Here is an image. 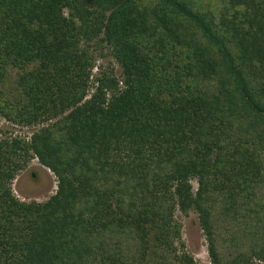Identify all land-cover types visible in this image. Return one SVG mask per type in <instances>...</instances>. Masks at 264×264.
I'll list each match as a JSON object with an SVG mask.
<instances>
[{"label":"trees","instance_id":"obj_1","mask_svg":"<svg viewBox=\"0 0 264 264\" xmlns=\"http://www.w3.org/2000/svg\"><path fill=\"white\" fill-rule=\"evenodd\" d=\"M0 119V264H264V0H0Z\"/></svg>","mask_w":264,"mask_h":264},{"label":"rangeland","instance_id":"obj_2","mask_svg":"<svg viewBox=\"0 0 264 264\" xmlns=\"http://www.w3.org/2000/svg\"><path fill=\"white\" fill-rule=\"evenodd\" d=\"M114 67L117 75H120V68L108 56L107 59L98 61L97 66ZM97 69L94 70V74ZM93 91H91L92 93ZM36 128H21L14 126L5 119H0V138L10 136H20L30 138ZM195 189L197 188L195 181ZM57 177L49 169L41 165L38 159L31 160L28 165L21 170L12 181V191L21 201L30 203L32 201L46 202L57 191ZM176 220L182 225L183 242L186 250L192 254L200 264H212L208 255L207 241L201 230L198 215L191 212L184 215L180 211L175 213Z\"/></svg>","mask_w":264,"mask_h":264}]
</instances>
